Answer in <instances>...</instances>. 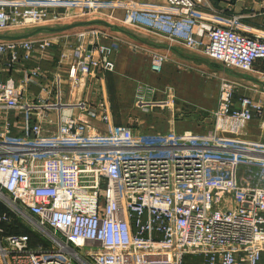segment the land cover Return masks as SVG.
<instances>
[{
  "label": "built area",
  "instance_id": "1",
  "mask_svg": "<svg viewBox=\"0 0 264 264\" xmlns=\"http://www.w3.org/2000/svg\"><path fill=\"white\" fill-rule=\"evenodd\" d=\"M43 1L0 0V35L93 20L117 29L88 25L0 41V264H264V101L259 83L225 73L252 74L264 91L256 68L264 36L205 24L194 13L198 0L127 9L120 21L95 0ZM122 27L219 65L222 73L207 76L217 82L216 108L185 104L178 113L172 88L137 81L132 110L166 112L168 127L157 130L153 116L147 125L131 117L117 124L106 89L115 56L122 48L147 53ZM61 42L54 67L44 70L39 63ZM148 55L150 72L161 74L167 55ZM187 117L211 127L179 132L176 123ZM254 120L263 142L231 138L248 134ZM16 220L47 244L6 234Z\"/></svg>",
  "mask_w": 264,
  "mask_h": 264
},
{
  "label": "crops",
  "instance_id": "2",
  "mask_svg": "<svg viewBox=\"0 0 264 264\" xmlns=\"http://www.w3.org/2000/svg\"><path fill=\"white\" fill-rule=\"evenodd\" d=\"M2 4L6 3L8 5V1L16 2L21 6H44L43 0H2ZM69 4H73L74 0H68ZM95 3L101 8L105 13H113V15L120 21L126 18L125 12L127 9H131L135 11L136 8L141 7L146 11H150L155 8H162L164 6V2L162 0H95ZM145 13V12H141ZM195 15L205 24H219L222 26H229L231 24L234 25L237 32L242 33L243 35H253L256 33L262 34L264 36V0H198L197 7L195 8ZM139 14V13H138ZM75 24V23H71ZM69 24V25H71ZM116 27V26H115ZM117 28V27H116ZM75 29V28H73ZM70 29V30H73ZM66 30L59 33H51L63 35L64 32L70 31ZM140 33L138 36H134L131 33H128V37L132 41L140 42L146 49L147 53H133L127 48H122L120 52L115 56V64H116V72L114 74H110L107 76V81H109L110 88H117V80L119 78H128L125 75H128V80L133 81L134 83L137 80L131 75H134L136 72V66L139 58H149L148 53L150 51H160L167 55V61L164 64V68L161 74H153L150 72V63L145 66L146 71L141 72L140 80L146 82V84L150 86H154L156 88H162L168 86L175 91L177 96L179 107L177 112L180 113L184 111L183 108H186L185 104H189V109H192L191 106H196L198 108L204 107L206 104V90H198L194 96L187 97L185 94L180 93V86L171 85L170 78L176 76L180 78L195 76L201 77L204 79H208L207 76L209 74H219L222 73L223 70L219 65L214 63H206L209 60L191 53L187 51L185 48L178 44L170 43L168 40L162 37L153 36L154 34H148L144 31L135 30ZM48 35L49 33H40ZM149 35H151L149 37ZM18 36V35H16ZM62 49V42L59 45H55L50 50V58L41 61L39 64L44 70H49L54 67L55 62L58 58V54ZM33 65V64H32ZM202 65H206L207 69L202 68ZM256 68L261 69L264 72V63L260 62L256 64ZM170 69V70H169ZM235 70H226L225 73L232 79H237L241 81L251 82V77H247V75L242 74L248 79H243L237 76V74H241ZM238 72V73H237ZM234 73V74H233ZM131 74V75H130ZM7 77V75H5ZM135 76V75H134ZM183 76V77H182ZM133 78V79H132ZM136 78V77H135ZM139 82H142L140 81ZM180 79H178L179 81ZM111 81V84H110ZM153 82V83H150ZM144 83V82H143ZM250 87V84H246ZM184 89V88H183ZM185 91L187 89H184ZM35 93H37V89H33ZM194 91V90H191ZM111 93V89H110ZM254 91L249 89L244 92L245 95H252ZM112 94V93H111ZM240 97L239 95H234V101H237ZM195 99V100H194ZM198 100V101H196ZM182 104V105H181ZM184 104V105H183ZM188 108H186L188 110ZM186 111V110H185ZM200 118H204V114L198 113ZM193 119V118H192ZM165 123L163 125H168L170 121L167 117L164 120ZM182 121V120H181ZM195 123V120H192ZM182 122L176 123V128H178L179 132L185 131L189 126H193V123H188L187 125L179 126ZM197 126V124L195 123ZM206 125V124H205ZM252 127L258 126L257 120H254L251 123ZM250 125V126H251ZM201 126V125H200ZM160 127V125H159ZM264 261V255L262 256ZM188 264H197L199 259H186Z\"/></svg>",
  "mask_w": 264,
  "mask_h": 264
},
{
  "label": "rangeland",
  "instance_id": "3",
  "mask_svg": "<svg viewBox=\"0 0 264 264\" xmlns=\"http://www.w3.org/2000/svg\"><path fill=\"white\" fill-rule=\"evenodd\" d=\"M141 12H148V11H146L145 9H143L141 7H138V8L135 9V11H133L134 14L141 13ZM35 28L36 27L30 28V29H28V30H26L24 32H22V31L15 32L14 34H19V35L20 34H25V33H28L30 31L34 30ZM122 29L124 31H127V32L131 33L134 36L140 35V33L138 31L127 30V29H125L123 27H122ZM126 34H128V33H126ZM150 36L151 35H149V37ZM136 62H137V66H136V69H135L136 72H134L135 76L131 75V74L130 75L134 78V80L139 81L140 78H141V76H140L141 72L142 71H146L145 70V66H146V64L148 65L150 63V59L141 57ZM208 62L214 63V62H211V61H208ZM202 68L207 69V66L206 65H202ZM233 72H235V71H233ZM125 77L129 78L128 75H125ZM247 77H251V78L257 79L252 74H247ZM128 78L127 79L126 78H119L117 80V84H116L117 88L116 89L115 88H110L109 81H106V89L108 91L109 97H110L111 102H112V109H113V112H114L115 122L117 124H120V123H123V122L125 123V122H128V119L131 117L130 119L133 122H135L136 120H139V121L141 120V121H144V123L147 125V124H149L147 122L149 120L148 118L153 116L154 117L153 123L156 126L157 130L162 131L164 129H167L168 126L167 125H163V123H165L164 120L166 119V117L168 118V114L166 112H164L162 114H156L155 115L156 112H154V111H153V113L145 114V113H140V112H134L132 110L135 83L133 81H131V80H128ZM178 79H180V80L178 81ZM140 81L146 83L143 80H140ZM170 81H171V85L180 86L181 90L179 92L182 93V94H185V96L189 97V99H190V97H192V99L195 98L194 94L198 90H202V91L206 90V94L207 95L204 98L206 100V104L207 105H203L204 107H202V109L204 108L205 110H213V109L216 108V106H217V95H218V86H217L216 80L204 79V78L195 77V76H189V77H185L184 76V78H180V77L176 78V76H174V77L170 78ZM150 83H153V82H150ZM249 83L254 84L252 82H249ZM110 84H111V81H110ZM183 88L187 89V90L185 91ZM110 89H111V93L112 94L110 93ZM191 90H194V91H191ZM256 90L258 92L256 96L260 100L264 101V91L261 89V86L259 84H257ZM196 101H198V100H196ZM178 105H180V104H178ZM126 116H128V117H126ZM192 120H193L192 117L183 118V120L180 121V122H182V124H179V126L181 127L183 125H187L188 123L189 124L193 123V126H189L186 130H192L194 132H197L198 134L204 133L205 131H207L211 127L209 125H204V124L201 125V126H199V125L196 126L195 123ZM159 125H160V127H159ZM177 130H178V128H177ZM247 131H248V134H246L245 136L231 137V138L232 139H239L240 138V141H242L244 143H247V144H257V143L263 142L262 136L260 134L261 129L258 126H257V128L256 127L254 128L251 125L250 127H248ZM249 135H250V137H249ZM1 212H6V210L2 208ZM18 223L21 224L22 226H24L19 220H18ZM18 223L14 222L11 225H8L6 227L11 228V227L14 226V227L18 228V226L20 227V225ZM24 227L27 230H29L30 232H32V234H34V238H40V239L43 238L42 236L37 234V231H35V230L33 231L30 227H27V226H24ZM6 232L8 233V231H6ZM42 240H44V239H42Z\"/></svg>",
  "mask_w": 264,
  "mask_h": 264
},
{
  "label": "water",
  "instance_id": "4",
  "mask_svg": "<svg viewBox=\"0 0 264 264\" xmlns=\"http://www.w3.org/2000/svg\"><path fill=\"white\" fill-rule=\"evenodd\" d=\"M88 25H101L107 28H113V29H117L115 26H112L110 24H108L107 22L103 21V20H93V21H89V22H78L75 24H71L68 26H64L61 28H51V27H40V28H35L34 30L22 34V35H18V36H6V35H0V41H14V40H20V39H27L30 37H33L37 34L40 33H59V32H63L66 30H70L73 28H77V27H81V26H88ZM209 63V62H206ZM234 74V73H233ZM237 76H239L240 78L243 79H248L245 76H243L242 74H237ZM251 81L259 83L262 86V83H260L258 80L256 79H251Z\"/></svg>",
  "mask_w": 264,
  "mask_h": 264
},
{
  "label": "trees",
  "instance_id": "5",
  "mask_svg": "<svg viewBox=\"0 0 264 264\" xmlns=\"http://www.w3.org/2000/svg\"><path fill=\"white\" fill-rule=\"evenodd\" d=\"M193 118V117H192ZM203 119V118H202ZM193 120H195L194 118H193ZM0 211H2V209H0ZM15 223L17 222L18 223V221L16 220V221H14ZM19 224V223H18ZM20 225V227L18 226V228L17 227H11V228H8V227H6V231H8V233L6 232V234H8V235H26V236H28L29 237V240H30V245L31 246H35L36 244H38V243H46L44 240H42V239H40V238H34V234H32V232H30L29 230H27L24 226H22L21 224H19ZM33 235V236H32ZM47 244V243H46Z\"/></svg>",
  "mask_w": 264,
  "mask_h": 264
},
{
  "label": "bare ground",
  "instance_id": "6",
  "mask_svg": "<svg viewBox=\"0 0 264 264\" xmlns=\"http://www.w3.org/2000/svg\"><path fill=\"white\" fill-rule=\"evenodd\" d=\"M147 23H152L150 20H147Z\"/></svg>",
  "mask_w": 264,
  "mask_h": 264
}]
</instances>
